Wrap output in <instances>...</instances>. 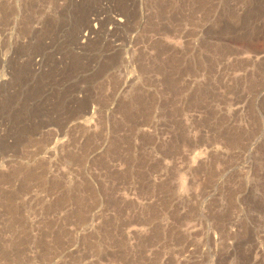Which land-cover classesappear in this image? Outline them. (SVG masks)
Here are the masks:
<instances>
[{
  "label": "rangeland",
  "instance_id": "374dc122",
  "mask_svg": "<svg viewBox=\"0 0 264 264\" xmlns=\"http://www.w3.org/2000/svg\"><path fill=\"white\" fill-rule=\"evenodd\" d=\"M0 264H264V0H0Z\"/></svg>",
  "mask_w": 264,
  "mask_h": 264
}]
</instances>
